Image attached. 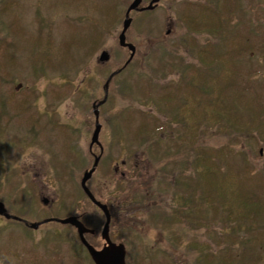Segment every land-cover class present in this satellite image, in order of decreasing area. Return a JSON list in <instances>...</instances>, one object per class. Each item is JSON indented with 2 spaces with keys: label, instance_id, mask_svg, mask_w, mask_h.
<instances>
[{
  "label": "rangeland",
  "instance_id": "obj_1",
  "mask_svg": "<svg viewBox=\"0 0 264 264\" xmlns=\"http://www.w3.org/2000/svg\"><path fill=\"white\" fill-rule=\"evenodd\" d=\"M133 1L0 0V200L28 223L82 214L97 231L92 241L99 249L105 217L80 183L94 161L93 103L129 59L119 35ZM143 1L147 6L151 0ZM210 1L161 0L153 10L133 11L127 37L136 46L135 58L112 78L100 107L106 157L87 184L97 199L114 203L112 235L126 246V264H264V226L244 221L248 207L234 201L240 187L249 201L262 202L263 211L254 212L264 217V124L252 123L257 113L264 120V36L245 44L249 25H260L263 10L258 0H242L249 21L221 37L194 27L204 21L200 10ZM215 1L223 11V0L213 6ZM236 30L242 34L232 41L242 45L234 65L239 76L227 80L228 69L216 65L206 79L214 97L220 96L217 108L226 106L222 125L211 121L203 102L208 113H192L205 92L196 101L185 97L190 85L178 87L209 71L200 47L210 40L219 52V42ZM104 50L111 59L102 63ZM196 93L197 87L190 92ZM185 99L192 111L183 106ZM241 131L246 136L239 139ZM132 156L140 166L134 206L120 204L132 187L117 186L120 176L114 173L117 162ZM205 157L229 177L218 180L226 183L220 199L195 169ZM256 190L258 196L249 197ZM229 212L238 219L231 225ZM11 219L0 216V264H95L70 227L48 222L34 229Z\"/></svg>",
  "mask_w": 264,
  "mask_h": 264
},
{
  "label": "trees",
  "instance_id": "obj_2",
  "mask_svg": "<svg viewBox=\"0 0 264 264\" xmlns=\"http://www.w3.org/2000/svg\"><path fill=\"white\" fill-rule=\"evenodd\" d=\"M257 2L262 6V8H261L263 10V15L261 16L262 20H259L260 25L258 27L256 26V23L254 21L252 24L253 26L249 25L250 31H249V33L246 32V36H247L246 43H245L246 46L251 44V42H249V44H248L247 40H250V41H252L253 39L259 40V39H263V36H264V31H262V27H261V25L262 26L264 25V22H262V21H264L263 20L264 19V0H258ZM228 3H229V5H228ZM212 4H213V0L210 1L209 4L202 6L203 11L200 10V12L202 13L204 21H199L198 25L194 26L195 28L204 29V30H207L209 32L218 33V34H221V37H222V33L226 32L227 29L231 30L232 25H233V27H235L238 25V23L242 24V23H244L243 21H245V20L249 21V19L247 17H245V8L243 7L242 0H223V6H224L223 11H221L220 9L217 8V2L216 1H215L214 6ZM227 7H229V8H227ZM241 35L242 34H240L238 32V30H236V32L230 34V36L226 35L227 38L224 39L223 41L219 42V43H221V45H220L221 47L219 49V52H217V50L215 49V44H213L210 40H208L209 41L208 46L202 47V48L200 47L199 48L200 57L203 60H206V58L208 60L206 63V65H207L206 69H208V70L214 69L216 67V65H218L219 67L223 66L224 68L228 69L227 80H233L236 76H239L238 68L235 67L234 65H236L235 60L237 58H239L240 54H242V47H241L242 45L235 44L232 41H233V39L234 40L238 39L237 36L240 37ZM243 41H245V40H243ZM243 48H244V46H243ZM252 50L253 49H251L250 51H252ZM209 72H211V71L210 70L209 71H205V70L201 71L197 75V77H194V79L192 78L194 80L193 82L192 81L186 82V83L184 82L179 87L178 86H174V87L175 88L178 87L180 89L184 84L186 86L190 85L191 87H188V92H187L185 97L188 98L189 96H191V97L194 96L196 98V101L199 100L202 96V93L205 92L204 94L207 95V98L205 99L202 96V100H200L198 103L200 105V107H198L196 104V108L201 110L200 113L196 111V108H194L192 111V109L188 106L189 102L186 101V99H185V105H183V106H185V107L187 106L188 111L189 110L192 111L193 114L201 115V114H203L204 111H206L208 113V109L204 110V111L202 110L201 102H203L204 104H206V106H210V109H209L210 110V116L209 115H207V116L211 118V121L217 122L220 120L221 124L225 125L224 115H223V112L220 110H222L226 106L225 107L222 106V108L220 110H219V108H217L216 103H217V100L220 99V96L217 94L214 97V94H212L214 92V90L212 89V87H210L208 84H206L207 83L206 82L207 75L210 74ZM231 82H233V81H231ZM192 86L194 88H192ZM195 87L199 88V93H196L195 95L190 94V92L193 89L195 91ZM224 87H225L224 85L220 86V91L223 90ZM171 98H173V99L176 98L174 92L171 93ZM212 105H214V106L216 105L215 108L211 107ZM200 120H201L200 124L201 123L203 124L204 120H202V119H200ZM252 123L253 124L258 123L260 125H263L264 120H262V116L258 115V113H257L256 118L254 117V119H252ZM197 128H199L198 124H197ZM236 130H240V129H236ZM241 132H244V133H241L240 136H238L239 139H242L244 136H246L245 131H241ZM228 150H230V149L228 148ZM208 165L209 164H208L206 157H205V163H203V164L200 163V158H198L196 161L195 169L198 173V176L200 177V180H202V179L203 180H206V179L210 180V183L212 184V186H215L217 193H219L221 191V189H223V187H225L224 184H226V183L220 181V184H218V180H226L227 181V179H229V177H227V179H226V177L221 174V172H222L221 166H219V168H218L220 175H217L219 172L213 170ZM211 176H213L215 181ZM262 184H263V181L259 182V183L256 182L254 187L258 186V188H260L262 186ZM212 190L214 191L213 187H212ZM257 191L258 190H256V192H253L252 195H250L249 197L258 196V194H259L258 192H260V189L258 192ZM254 193H255V195H253ZM219 194H220L219 199L222 198L223 196H225L223 193H219ZM236 198L237 199H234V201L240 202L239 205H241L243 207H248L249 212L242 213V218L244 219V221H246V222L248 221L249 222L248 224H253V223L258 222V223H260V226H264V217H259L258 214H256L254 212V210H256V212H260V210L263 211V208H262L263 206H260V205H262L261 204L262 202L260 200H258L257 197H255L256 200L249 201L250 198L247 199V193H244L243 189H240V187H238V189H237V197ZM211 200H212V202H214V197L213 198L211 197ZM216 202L219 203V200L218 199H217V201L215 200V204H216ZM224 203H225L224 200L220 201L221 206H223ZM227 218H228V220H230L228 223L229 225L232 224L233 219H235V222L238 221L237 218L232 217V213L230 214V212L227 215ZM203 223H204V221H203ZM233 225H234V223H233ZM205 226H208V224H206ZM223 226L225 229V233H227L228 232L227 231V225L224 224ZM231 229L235 230V227H232ZM253 234H256L254 236V238L258 239V232H256V233L254 232V233H252V235ZM206 247H208V245ZM247 264H255V263H254V260L251 259Z\"/></svg>",
  "mask_w": 264,
  "mask_h": 264
},
{
  "label": "water",
  "instance_id": "obj_3",
  "mask_svg": "<svg viewBox=\"0 0 264 264\" xmlns=\"http://www.w3.org/2000/svg\"><path fill=\"white\" fill-rule=\"evenodd\" d=\"M160 1L161 0H151L147 6H141V4L143 3V0H134L130 4V6L128 7L126 14H125L124 22H123V29L119 35L120 45L122 47H127L131 50V55L126 62V65L132 61L133 57L136 54V46L133 43H130L127 41V31L133 22V18L131 16V13L133 11L153 10L158 6ZM110 59H111V55H110L109 51H107V50L102 51V53L99 56V62H102V63L108 62ZM116 73L117 72L112 73L109 76V78L107 79V81L105 83V89H106L105 98L101 102H99L98 104H95L94 105L95 108L106 102L107 97H108V90H109L110 82ZM95 114L98 117L99 111L95 110ZM100 132H101V125L97 120L96 129H95V131L93 133V137H92V145L95 143H100L99 142ZM99 161H100V156H97L95 161H94L92 168L85 172V174L82 178V181H81V185H82L83 190L87 194V196L92 200V202L96 206H98L104 212V214L107 218L106 223L104 225V228L102 230V237L106 242L105 245L103 246V248L98 249L87 240L85 235L87 233H93L94 230L89 229L77 216H69V217L64 218V219L51 218V219H47L43 222H50V221L55 220V221L60 222L62 224H70V225L74 226L78 231L81 242L87 248V250H88V252H89V254H90V256H91V258L95 264H126L127 250H126L125 244L115 243L110 238L109 231H110V223H111V213H110V210L108 208V205L99 201L95 197V195L93 194V192L91 191V189L88 187V184H87L88 180L91 179L94 172L96 171L97 166L99 164ZM0 215L4 216L7 219H11V218L21 219L19 216L10 214L8 212L4 202H2L1 200H0ZM40 224L41 223H39V222L29 223L30 227H32L34 229H37Z\"/></svg>",
  "mask_w": 264,
  "mask_h": 264
},
{
  "label": "flooded vegetation",
  "instance_id": "obj_4",
  "mask_svg": "<svg viewBox=\"0 0 264 264\" xmlns=\"http://www.w3.org/2000/svg\"><path fill=\"white\" fill-rule=\"evenodd\" d=\"M143 3H144V1H143ZM159 5V4H158ZM141 6H145V5H141ZM127 41H129L128 40V37H127ZM124 48H126V49H128L127 47H124ZM128 51H129V57H130V55H131V51L128 49ZM136 55V54H135ZM128 57V58H129ZM134 58H135V56H134ZM134 58L132 59V61L131 62H133V60H134ZM127 62V61H126ZM131 62L129 63V64H131ZM124 64H126V63H124ZM128 64V65H129ZM128 65H125V67H124V65L121 67V68H119V69H117V70H115L114 72H117L115 75H114V77H116L119 73H121V71H123L125 68H127L128 67ZM113 72V73H114ZM114 77H113V79H114ZM112 79V80H113ZM112 80H111V82H110V85H111V83H112ZM110 85H109V91H110ZM105 95H106V89H105V84H104V97L102 98V99H99V100H97V101H95L94 103H93V107H94V105L95 104H98L99 102H101L104 98H105ZM107 101V100H106ZM106 103V102H105ZM105 103H103V104H101V105H99V106H97L96 108L94 107V109L95 110H98L99 111V114H98V117H97V115L95 114V129H96V125H97V120H98V122L100 123V125H101V132H100V135H99V142L100 143H95V144H93L92 145V139H91V142H90V145H89V155L91 156V158H93L94 159V161H95V159H96V157L97 156H100V161H99V164H98V166H97V169H96V171L94 172V174H93V176L92 177H94V175H95V173L98 171V169H99V166H100V164H101V162H102V160L106 157V144L102 141V130H103V124L101 123V121H100V118H101V114H100V107H102V106H104V104ZM95 113V112H94ZM38 116H40V115H38ZM57 121H59V119L57 120ZM60 124V123H59ZM62 127L64 126L63 124H60ZM65 126H67V125H65ZM55 127V126H54ZM65 127H63V128H61L62 130H64V131H66L65 129H64ZM95 129H94V131H95ZM94 133V132H93ZM92 137H93V134H92ZM94 161H93V164H94ZM120 164V165H119ZM93 166V165H92ZM92 166L91 167H89V168H87V170H89V169H91L92 168ZM139 168H140V166H139V161H138V157L137 156H132V157H129V159H121L119 162H117L116 163V165L114 166V173H115V175L117 176V175H119L120 177H119V179L117 180V186H119V184H121V185H127V186H131L132 187V189H131V193L129 194V192L130 191H128V195H126L125 196V200L124 199H122V200H120L119 202H120V204L122 203V202H126V203H129V202H131V205H133L134 206V204H136L137 203V200H136V197H135V194L134 193H136V190L138 189V186L136 185V181L137 180H139V178H138V171H139ZM87 170H85L84 171V173H83V176H84V174H85V172L87 171ZM83 178V177H82ZM92 179V178H91ZM91 179H89L88 180V182L91 180ZM81 181H82V179H81ZM87 182V183H88ZM81 184V183H80ZM81 187H82V185H81ZM127 189V188H126ZM82 190H83V188H82ZM128 190V189H127ZM84 191V190H83ZM84 193H85V191H84ZM86 194V193H85ZM86 196H87V194H86ZM88 197V196H87ZM89 198V197H88ZM97 198V197H96ZM90 199V198H89ZM91 200V199H90ZM99 200V199H98ZM42 201L43 202H45V203H47V198L46 197H43L42 198ZM92 201V200H91ZM99 201H101L102 203H105V204H107L108 205V208H109V210H110V213H111V223H110V231H109V233H110V238H111V240L113 241V242H115V243H122V242H118V241H116L115 239H113V235H112V226H113V224H114V221H115V219L113 220V214H112V211H111V206L114 204L111 200H109V199H105V200H99ZM3 202V201H2ZM93 203V202H92ZM94 204V203H93ZM95 205V204H94ZM7 207V206H6ZM8 209V208H7ZM101 210V209H100ZM102 211V210H101ZM102 213H103V215H104V217H105V221H104V225H105V223H106V220H107V218H106V216H105V214H104V212L102 211ZM0 216H2V215H0ZM69 216H77L86 226H87V224L83 221V215L82 214H73V215H66V216H51V217H47V219H51V218H59V219H64V218H67V217H69ZM2 217H4V216H2ZM21 219H15V221H17V222H20V223H24V224H26V225H28L29 223H28V221H27V219H25V218H23V217H20ZM47 219H44V220H42V221H39V223H41L40 225H39V227L41 226V225H43V224H45V223H48V222H43V221H45V220H47ZM10 220H12V219H10ZM50 222H56V223H59V224H61V225H65V226H68V227H70L71 229H73L74 231H76V233L78 234V231H77V229L74 227V226H72V225H70V224H62V223H60V222H57V221H55V220H53V221H50ZM38 227V228H39ZM89 229H92V230H94V232L93 233H87L85 236H86V238H87V240L91 243V244H93L94 245V242L92 241V239H93V237H95L96 236V234H97V231H96V229L94 228V227H91V226H87ZM37 228V229H38ZM104 228V227H103ZM101 237H102V232H101ZM78 238H79V240H80V237H79V234H78ZM102 241H103V246L105 245V240L103 239V237H102ZM80 242H81V240H80ZM81 244L84 246V244L81 242ZM124 244V243H123ZM95 246V245H94ZM103 246H102V248H103ZM96 247V246H95ZM84 248L87 250V248L84 246ZM97 248V247H96ZM99 249V248H98ZM101 249V248H100ZM88 251V250H87ZM89 253V252H88Z\"/></svg>",
  "mask_w": 264,
  "mask_h": 264
}]
</instances>
